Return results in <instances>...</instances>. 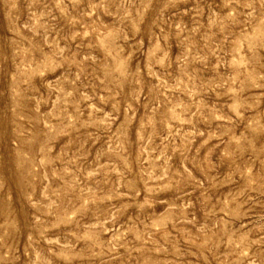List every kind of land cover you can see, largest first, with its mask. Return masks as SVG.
<instances>
[{"label": "rangeland", "instance_id": "obj_1", "mask_svg": "<svg viewBox=\"0 0 264 264\" xmlns=\"http://www.w3.org/2000/svg\"><path fill=\"white\" fill-rule=\"evenodd\" d=\"M0 264H264V0H0Z\"/></svg>", "mask_w": 264, "mask_h": 264}]
</instances>
